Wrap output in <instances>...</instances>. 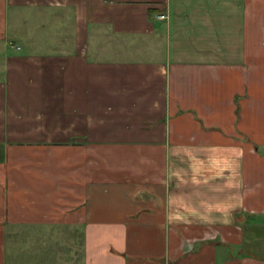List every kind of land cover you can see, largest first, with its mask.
<instances>
[{"label": "crops", "instance_id": "1", "mask_svg": "<svg viewBox=\"0 0 264 264\" xmlns=\"http://www.w3.org/2000/svg\"><path fill=\"white\" fill-rule=\"evenodd\" d=\"M259 222L264 0H0V264H264Z\"/></svg>", "mask_w": 264, "mask_h": 264}, {"label": "rangeland", "instance_id": "2", "mask_svg": "<svg viewBox=\"0 0 264 264\" xmlns=\"http://www.w3.org/2000/svg\"><path fill=\"white\" fill-rule=\"evenodd\" d=\"M255 221L256 220H253V221H251V223L252 224L258 223V222H255ZM259 223L263 224L264 222H259ZM254 231H252V230H247V232L245 231L246 236H248L249 238L252 237V241H251V238H250V240H249L250 242L248 241V243H246L244 245V247L242 246L241 248L245 249L246 251L253 252L256 255L264 256V236H261V234L259 235L258 233H256L258 231L262 233V231H260V230H258L256 232H254ZM257 237H259V239H257ZM234 248H235V250L240 249V247H234Z\"/></svg>", "mask_w": 264, "mask_h": 264}, {"label": "built area", "instance_id": "3", "mask_svg": "<svg viewBox=\"0 0 264 264\" xmlns=\"http://www.w3.org/2000/svg\"><path fill=\"white\" fill-rule=\"evenodd\" d=\"M165 18H166V16H164V15L163 16H160V19H165Z\"/></svg>", "mask_w": 264, "mask_h": 264}]
</instances>
